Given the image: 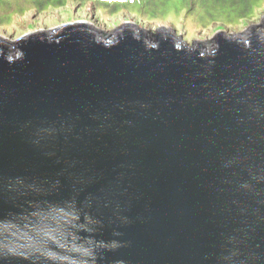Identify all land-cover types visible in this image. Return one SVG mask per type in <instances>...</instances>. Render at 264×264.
<instances>
[{
	"label": "water",
	"instance_id": "water-1",
	"mask_svg": "<svg viewBox=\"0 0 264 264\" xmlns=\"http://www.w3.org/2000/svg\"><path fill=\"white\" fill-rule=\"evenodd\" d=\"M0 36V264H264V17Z\"/></svg>",
	"mask_w": 264,
	"mask_h": 264
},
{
	"label": "trees",
	"instance_id": "trees-1",
	"mask_svg": "<svg viewBox=\"0 0 264 264\" xmlns=\"http://www.w3.org/2000/svg\"><path fill=\"white\" fill-rule=\"evenodd\" d=\"M89 4L98 10L96 12L111 17L129 13L142 23L170 22L173 25L182 19H195L201 29L216 27L218 30L253 20L264 0H0V29L11 27L17 17H25L32 11L42 14L69 5L83 8ZM171 8L176 13H168Z\"/></svg>",
	"mask_w": 264,
	"mask_h": 264
},
{
	"label": "rangeland",
	"instance_id": "rangeland-1",
	"mask_svg": "<svg viewBox=\"0 0 264 264\" xmlns=\"http://www.w3.org/2000/svg\"><path fill=\"white\" fill-rule=\"evenodd\" d=\"M92 4L80 7L78 5H69L64 9H52L45 13L38 14L32 11L25 17H17L11 27L0 29V36L11 41L22 38L26 34L36 31H47L56 29L62 25L72 23H89L95 26L100 32L110 34L116 29L122 27L127 22L135 23L148 32H156L160 27H170L178 30V34H182L184 41L192 44L195 41L205 42L220 32L226 31L228 34H240L254 25H258L264 17V5L258 10L253 20L244 21L243 24L237 26H227L216 30V27L210 29H201L198 21L195 19L176 22L174 25L170 22H153L142 23L140 20L130 17L129 13H122L116 17H111L107 13L96 12ZM168 13H176V10L171 8ZM199 19V17H198ZM175 26V27H174Z\"/></svg>",
	"mask_w": 264,
	"mask_h": 264
}]
</instances>
